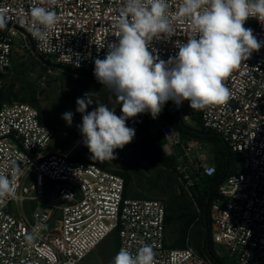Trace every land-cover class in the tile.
Segmentation results:
<instances>
[{"label": "built area", "instance_id": "2783aa9c", "mask_svg": "<svg viewBox=\"0 0 264 264\" xmlns=\"http://www.w3.org/2000/svg\"><path fill=\"white\" fill-rule=\"evenodd\" d=\"M33 0H0L7 9L8 27L0 30V92L13 67L17 39L32 53L52 63L93 74L94 61L103 59L117 40L123 0H57L60 16L46 46L33 39L27 11ZM182 0H169L175 35L150 42V51L165 61L178 52L176 41L193 35L192 21L176 18ZM262 46L225 81L232 93L227 105L193 110L179 107L190 121L196 114L205 132L221 138L238 159V171L223 178L210 206L211 235L228 264H264V24L249 19ZM56 133L46 127L36 107L22 102L0 108V170L16 173V192L0 200V264H79L112 233L122 246L135 251L151 244L156 264H211L193 248L170 247L167 210L156 199L125 196V179L94 163L75 160L54 147ZM197 142L185 144L189 155ZM13 162L18 169L13 167ZM204 177L214 165L201 166ZM184 191L193 196L195 182L186 168H177ZM32 235L33 240L26 239Z\"/></svg>", "mask_w": 264, "mask_h": 264}, {"label": "clouds", "instance_id": "9594fccd", "mask_svg": "<svg viewBox=\"0 0 264 264\" xmlns=\"http://www.w3.org/2000/svg\"><path fill=\"white\" fill-rule=\"evenodd\" d=\"M57 0H43L54 6ZM124 11L117 24V40L109 43L103 59L94 61V76L108 88L120 106L95 103L89 93L77 98L76 111L82 114L78 126L83 143L95 161H113L115 150L123 149L135 137L129 119L149 113L158 118L164 105L178 107L189 102L193 110L227 105L232 98L225 81L262 44L245 22L256 19L264 24V0H182L176 18L192 21L193 35L176 41L178 52L167 61L150 51L153 39L175 35L169 0H123ZM29 31L43 47L60 22L54 7L33 0L27 11ZM7 9L0 8V30L8 27ZM95 103L92 111L89 105ZM71 126L73 113L62 115ZM13 167L19 168L15 162ZM16 173L0 170V200L15 195ZM31 241L32 235L26 237ZM151 244L142 243L135 251L122 246L111 264H156ZM50 264H54L52 257Z\"/></svg>", "mask_w": 264, "mask_h": 264}, {"label": "rangeland", "instance_id": "374dc122", "mask_svg": "<svg viewBox=\"0 0 264 264\" xmlns=\"http://www.w3.org/2000/svg\"><path fill=\"white\" fill-rule=\"evenodd\" d=\"M52 80L56 81L52 82ZM48 82H51L49 87H47ZM11 84H14L16 90H20V92L35 93L36 104L33 106L38 109L41 122L56 133L54 147L58 152L70 154L75 159L88 156L90 162L100 167L119 174H130L133 181L128 189L129 197L156 199L166 203L168 195L162 197L158 192L147 193L141 188H137L136 186H139L140 182L136 178L140 174L141 180L142 176H145L147 180L154 179L157 175H162L160 172H163V177L160 178L159 183L166 186L167 189V185H169L167 177L170 174L169 171H173L171 174L176 179L177 187L182 191L185 180L181 177L178 167H181V170L186 168L190 178L195 182V187H198L196 189L198 196H204L207 184L200 166L208 163L216 167V158L213 154L212 142L206 135L196 133V130L199 131V127L192 119L190 121L184 120L182 115V127L186 130L191 128L193 134H183L172 129L159 116L152 119L149 113L129 119L127 126L134 128L136 133L132 142L123 149H116V159L113 161L100 162L91 159L92 154L83 143V137L78 128L82 124V114L76 111V100L89 93L95 103L106 104L109 107L115 106L116 114L120 115V106L108 88L99 83L95 77L52 68L35 56L31 47L29 45L24 46L20 39H17L15 43L13 67L5 78L4 90H7ZM95 103L89 105L87 111H92L96 107ZM69 111L73 113L71 126L62 119V115ZM188 141L197 142V146L189 155H186L184 147ZM148 145L160 147V165L163 160H168V167L152 164L154 157L151 158V161L147 157L145 158L146 151L144 150L147 149ZM140 146L146 147L140 151ZM169 167L172 170L167 169ZM147 180H143V183ZM194 208L197 213L196 207L193 206ZM180 230L181 223L177 220L172 225H167L169 244L172 245L177 241ZM188 245L198 253L192 239L189 240ZM117 252L118 238L115 233H112L79 264H111ZM214 252L219 255V248L214 246Z\"/></svg>", "mask_w": 264, "mask_h": 264}, {"label": "trees", "instance_id": "16d2710c", "mask_svg": "<svg viewBox=\"0 0 264 264\" xmlns=\"http://www.w3.org/2000/svg\"><path fill=\"white\" fill-rule=\"evenodd\" d=\"M38 58L41 59L44 63L49 64L52 68L63 69L73 74L84 75L83 72L74 70L69 67L61 66L60 68H58L54 63H52L48 58L44 56H39ZM91 77H95L94 74H92ZM35 97V93L20 92V90H16L14 84H11L7 88V90H4L3 88V90L0 92V108L4 104L13 102H22L33 106V104H36ZM159 117L164 122L169 124L172 129L178 130L183 134H193L191 128H188L186 130L182 127V114L177 111L169 102L164 105L162 112L159 114ZM192 120L195 121V123L199 127V131L196 130V133L206 135V137L212 142L213 154L216 158V174L212 177H204L206 178L207 184V190L205 191L204 196H198L196 190L198 189L197 186L194 189L192 197H190L189 194L184 190L180 191L179 187H177L175 177L173 176V174H171V172L173 171H169L170 174L167 177L169 185H167V189L166 186H163L159 183L160 178L163 177V172H160L162 173V175H157L154 179L149 180H147L145 176H142L143 178L141 180L140 174H138L136 179L140 182V184L136 187L141 188L147 193L158 192L162 195V197L168 195V200L166 201V203H164L167 210L166 223L169 226L172 225L176 220L181 223L179 237L174 244H169L170 247L185 248L189 246V240L192 239V242L198 249L199 255L206 261L210 262L211 264H228V261L224 256L217 255L214 252L215 245L212 242L211 235L210 206L216 199L217 191H214V188L216 187L217 183L225 176L238 171V159L229 150L227 145L221 140L220 137L214 134H210L209 132H205L201 128L200 119L196 114H193ZM144 147L146 146H140V151L144 150ZM146 148L147 149L144 150L146 151V153L144 154L145 158L147 157V159L151 161V158L154 157V161L152 160V164L168 167V160H163L162 164L160 165L159 157L161 151L158 145H148ZM75 160L92 163L90 162L88 156H84L83 158ZM167 169L172 170L171 167ZM114 173L122 176L125 179V196L131 198L128 196V189L133 181L132 176L130 174H119L117 172ZM143 180H147V182L143 183ZM191 206L192 208H190ZM193 206L196 207L197 213L195 212V208L193 209Z\"/></svg>", "mask_w": 264, "mask_h": 264}, {"label": "water", "instance_id": "95a60500", "mask_svg": "<svg viewBox=\"0 0 264 264\" xmlns=\"http://www.w3.org/2000/svg\"><path fill=\"white\" fill-rule=\"evenodd\" d=\"M56 67L60 68L61 66L56 65ZM84 76H92V74H84ZM56 80H52V82H55ZM51 84V82H48L47 87H49V85ZM212 134V133H210ZM223 181V178L217 183L216 187L214 188V191L218 188V186L221 184V182ZM224 264V263H221Z\"/></svg>", "mask_w": 264, "mask_h": 264}]
</instances>
